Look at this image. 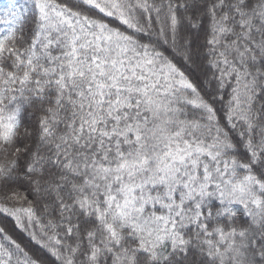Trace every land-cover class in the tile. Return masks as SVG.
<instances>
[{"label":"snow or ice","instance_id":"obj_1","mask_svg":"<svg viewBox=\"0 0 264 264\" xmlns=\"http://www.w3.org/2000/svg\"><path fill=\"white\" fill-rule=\"evenodd\" d=\"M0 216V264H264V0H0Z\"/></svg>","mask_w":264,"mask_h":264},{"label":"trees","instance_id":"obj_2","mask_svg":"<svg viewBox=\"0 0 264 264\" xmlns=\"http://www.w3.org/2000/svg\"><path fill=\"white\" fill-rule=\"evenodd\" d=\"M7 226L9 229H12L13 227V221L10 218H5L3 216H0V226ZM25 241L27 240L26 237H23Z\"/></svg>","mask_w":264,"mask_h":264}]
</instances>
